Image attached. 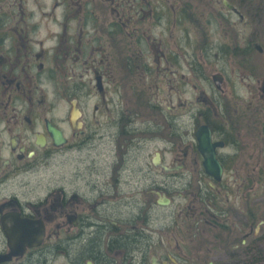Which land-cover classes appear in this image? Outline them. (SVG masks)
<instances>
[{"label":"flooded vegetation","instance_id":"1","mask_svg":"<svg viewBox=\"0 0 264 264\" xmlns=\"http://www.w3.org/2000/svg\"><path fill=\"white\" fill-rule=\"evenodd\" d=\"M261 0H0V264H264Z\"/></svg>","mask_w":264,"mask_h":264},{"label":"rangeland","instance_id":"2","mask_svg":"<svg viewBox=\"0 0 264 264\" xmlns=\"http://www.w3.org/2000/svg\"><path fill=\"white\" fill-rule=\"evenodd\" d=\"M258 8L264 9V0L259 1V4L257 5Z\"/></svg>","mask_w":264,"mask_h":264}]
</instances>
